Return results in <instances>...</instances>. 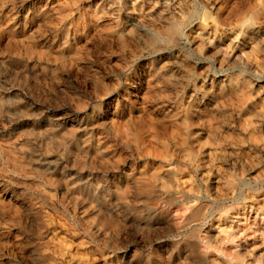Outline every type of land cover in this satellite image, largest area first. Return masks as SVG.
Returning a JSON list of instances; mask_svg holds the SVG:
<instances>
[{"label":"rangeland","instance_id":"374dc122","mask_svg":"<svg viewBox=\"0 0 264 264\" xmlns=\"http://www.w3.org/2000/svg\"><path fill=\"white\" fill-rule=\"evenodd\" d=\"M0 264H264V0H0Z\"/></svg>","mask_w":264,"mask_h":264},{"label":"bare ground","instance_id":"6f19581e","mask_svg":"<svg viewBox=\"0 0 264 264\" xmlns=\"http://www.w3.org/2000/svg\"><path fill=\"white\" fill-rule=\"evenodd\" d=\"M176 22H177V21H176ZM173 23H174V22H173ZM176 24H177V23H176ZM167 27H168V26H167ZM158 28H159V27H158ZM169 31H170V30H169ZM167 34H168V33H167ZM168 40H169V39H168ZM168 40H167V41H168ZM150 41H151V40H150ZM210 152H211V151H210ZM213 154H214V153H213ZM212 158H213V155H212ZM190 160H191V159H190ZM209 161H210V160H209ZM207 163H209V162H207ZM207 163H206V164H207ZM208 165H209V164H207V166H208ZM187 168H188V167H187ZM181 172H182V171H180V173H181ZM242 179H243V178H242ZM241 181H242V180H241ZM248 181H249V180H248ZM246 183H248V182H246ZM237 184H238V183H237ZM248 184H249V183H248ZM241 185L243 186V185H246V184H245V182H241ZM253 185H254V184H253ZM253 185H251V189H252V186H253ZM258 185H259V184H258ZM247 186H248V185H247ZM247 186H246V187H247ZM255 186H256V185H255ZM197 187H199V186H197ZM246 187H245V188H246ZM256 187H257V186H256ZM193 188H194V187H193ZM245 188H244V189H245ZM198 189H199V188H198ZM238 192H239V191H238ZM240 192H241V191H240ZM240 192H239V193H240ZM198 193H199V192H198ZM232 193H233V192H232ZM195 196H196V195H195ZM239 196H240V195H239ZM239 196H238V197H239ZM204 197H205V196H204ZM204 197H202V198H204ZM236 197H237V196H236ZM200 198H201V196H200ZM231 198H232V197H231ZM231 198H230V199H231ZM210 199H211V198H210ZM241 199H242V198H241ZM197 200H198V199H197ZM204 200H205V199H204ZM220 200H221V199H220ZM236 200H237V199H236ZM199 201H200V200H199ZM211 201H212V200H211ZM211 201H210V202H211ZM193 202H194V201H193ZM232 202H233V200H232ZM234 202H235V201H234ZM198 203H199V202H198ZM216 203H217V202H216ZM219 203H220V201H219ZM223 203H224V202H223ZM192 204H193V203H192ZM211 204H212V203H211ZM187 206H188V205H187ZM198 206H199V205H198ZM202 206H203V205H202ZM209 206H210V205H209ZM192 207H193V206H192ZM212 207H213V206H212ZM218 207H219V206H218ZM218 207H217V208H218ZM221 207H222V206H221ZM188 208H189V207H188ZM214 208H215V207H214ZM219 209H220V208H219ZM188 210H190V209H188ZM214 210H215V209H214ZM220 210H221V209H220ZM212 211H213V210H212ZM187 214H189V213H187ZM197 215H198V214H197ZM213 215H214V214H213ZM211 217H212V216H211ZM208 218H209V217H208ZM202 220H203V219H202ZM210 220H211V219H210ZM198 221H199V220H198ZM201 222H202V221H201ZM205 224H206V223H205ZM193 225H194V224H193ZM200 226H201V224H200ZM202 226H203V225H202ZM204 226H205V225H204ZM200 228H201V227H200ZM181 230H182V229H181ZM190 230H191V229H190ZM190 230H189V231H190ZM195 230H196V229H195ZM179 231H180V230H179ZM182 232H183V231H182ZM192 232H193V231H192ZM183 233H184V232H183ZM196 233H198V232L196 231ZM181 234H182V233H181ZM212 235H214V234H212ZM189 242H191V241H189ZM207 250H208V249H207ZM210 250H211V249H210ZM30 263H31V262H30ZM200 263H201V261H200Z\"/></svg>","mask_w":264,"mask_h":264}]
</instances>
